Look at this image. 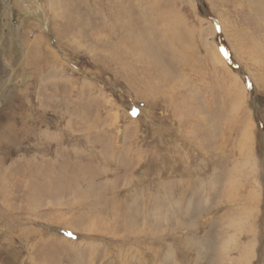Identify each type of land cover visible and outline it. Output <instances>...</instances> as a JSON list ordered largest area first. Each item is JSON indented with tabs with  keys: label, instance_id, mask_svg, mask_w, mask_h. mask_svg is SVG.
<instances>
[{
	"label": "rangeland",
	"instance_id": "rangeland-1",
	"mask_svg": "<svg viewBox=\"0 0 264 264\" xmlns=\"http://www.w3.org/2000/svg\"><path fill=\"white\" fill-rule=\"evenodd\" d=\"M248 8L0 0V264H264V30ZM138 14L152 24L128 37Z\"/></svg>",
	"mask_w": 264,
	"mask_h": 264
},
{
	"label": "bare ground",
	"instance_id": "bare-ground-1",
	"mask_svg": "<svg viewBox=\"0 0 264 264\" xmlns=\"http://www.w3.org/2000/svg\"><path fill=\"white\" fill-rule=\"evenodd\" d=\"M68 1V0H67ZM83 1V0H82ZM85 2V1H84ZM61 4V3H60ZM71 4V3H70ZM80 4V3H79ZM84 4V3H83ZM249 5V8H248V10H250V13H251V15H252V17H253V20H254V22L256 23H254L255 24V26L257 27V26H261V30L263 31L264 30V1L263 0H246V6H248ZM80 6H81V4H80ZM241 6V5H240ZM52 7V6H51ZM85 8H88V7H85ZM80 10H81V8H80ZM56 12V11H55ZM146 12V11H145ZM153 12V11H152ZM143 13H144V11H143ZM91 14V13H90ZM147 14V13H146ZM149 15V14H148ZM161 17V19L163 20V21H165V25H164V27H170L171 25H169L170 24V21L168 22L166 19L167 18H165V17H163V16H160ZM81 19L82 18H77V19H75L74 20V22H73V24H72V26H80V29H85V28H83V27H86V26H88V24L87 23H89L88 21H86V24L85 25H82L83 23H84V21H82L81 22ZM86 19H88V18H86ZM156 18H154V20H155ZM256 19H260L261 21H262V24L260 25V24H258L257 22H256ZM157 20V19H156ZM146 22H147V24L148 23H151L152 24V22H151V19L149 20L148 19V17L147 16H144V17H142V16H139V14L137 15V17H135V19H134V23L133 24H131V25H128V27H130L131 28V30L132 31H125V34L129 37L130 35H132V33H139L140 35L141 34H143V28H144V33L145 34H147V28H146ZM127 24H128V22H127ZM153 24H155V22H153ZM70 25V24H69ZM121 25H123V27H125V24H121ZM71 26V25H70ZM149 26V25H148ZM126 27H127V25H126ZM152 27V26H151ZM150 27V28H151ZM155 28V27H154ZM158 29L160 28V27H157ZM95 29V28H94ZM136 29H138L137 30V32L135 31L134 32V30H136ZM200 29V28H199ZM126 30V29H125ZM161 31H164V29L163 30H154V34H159ZM171 31V30H170ZM160 34H162V33H160ZM150 35V34H149ZM153 35V34H152ZM163 35V34H162ZM166 36V35H165ZM123 38H122V41H121V43L122 42H124V39H125V36H122ZM153 38V37H152ZM264 38V37H263ZM151 40H153V39H151ZM149 41V40H148ZM262 42V41H261ZM264 42V41H263ZM146 43H147V41H146ZM165 43V42H164ZM135 44L136 45H138L139 47L141 46V44L143 45V43H139V39H136L135 40ZM134 44V50L135 51H137V49H139L136 45ZM212 44V43H211ZM262 43H260V45H261ZM150 45V44H149ZM162 45V44H161ZM164 45V44H163ZM262 46H264V45H262ZM153 47V46H152ZM173 47V46H172ZM155 48V47H154ZM130 50V49H129ZM262 50V49H261ZM127 51V50H126ZM227 51V50H226ZM138 52V54L137 55H139V53L141 52L140 50H138L137 51ZM154 53V52H153ZM122 54H124V53H122ZM130 54V53H129ZM157 54V53H156ZM173 54V53H172ZM229 55V54H228ZM166 56H167V54H166ZM147 57V56H146ZM154 57V56H153ZM152 57V58H153ZM157 57V56H156ZM212 57L218 62V63H220V64H222V65H225L224 64V60L221 58V56L217 53V51H216V49H215V47H214V50L212 51ZM139 58V57H138ZM142 58V57H141ZM155 60V59H154ZM167 60V59H166ZM170 60V59H169ZM168 60V61H169ZM172 60V59H171ZM146 61V60H145ZM153 61V60H152ZM141 62V61H140ZM157 62V61H156ZM168 63V62H167ZM170 63H172V62H170ZM152 64V63H151ZM159 64V63H158ZM162 64V63H161ZM156 66V65H155ZM157 67H158V65H157ZM131 68V67H130ZM147 69V68H146ZM228 69V68H227ZM156 70H157V68H156ZM147 71H148V69H147ZM165 71V70H164ZM166 74V73H165ZM169 74V73H168ZM162 75V74H161ZM251 76V75H250ZM163 77H165V76H163ZM153 78V77H152ZM155 78V77H154ZM158 79V78H157ZM233 80V79H232ZM254 83V82H253ZM237 93V92H236ZM249 128H250V125H247ZM248 128V129H249ZM26 130V129H25ZM250 130H251V128H250ZM248 140H249V138H248ZM247 150H248V152L250 153L251 152V150H250V147H248L247 148ZM257 194V193H256ZM257 196H259V195H257Z\"/></svg>",
	"mask_w": 264,
	"mask_h": 264
},
{
	"label": "snow or ice",
	"instance_id": "snow-or-ice-1",
	"mask_svg": "<svg viewBox=\"0 0 264 264\" xmlns=\"http://www.w3.org/2000/svg\"><path fill=\"white\" fill-rule=\"evenodd\" d=\"M133 114H135V111L133 112ZM69 235H71V233H69Z\"/></svg>",
	"mask_w": 264,
	"mask_h": 264
}]
</instances>
